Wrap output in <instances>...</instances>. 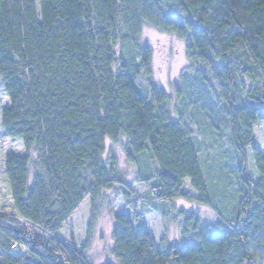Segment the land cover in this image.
<instances>
[{
    "label": "trees",
    "instance_id": "trees-1",
    "mask_svg": "<svg viewBox=\"0 0 264 264\" xmlns=\"http://www.w3.org/2000/svg\"><path fill=\"white\" fill-rule=\"evenodd\" d=\"M144 26L183 42L172 105ZM0 89V129L24 149L4 155L0 264H92L104 205L103 264H264V0H0ZM221 125L235 152L223 160L231 206L217 198L221 168L203 166ZM119 137L130 183L103 159ZM176 199L216 220L181 210L179 241H157L145 217L164 223Z\"/></svg>",
    "mask_w": 264,
    "mask_h": 264
},
{
    "label": "rangeland",
    "instance_id": "rangeland-1",
    "mask_svg": "<svg viewBox=\"0 0 264 264\" xmlns=\"http://www.w3.org/2000/svg\"><path fill=\"white\" fill-rule=\"evenodd\" d=\"M141 41L147 44L151 48V68L152 78L154 82L165 88L169 94H171V105L174 98L171 93L172 84L178 80L179 75L186 71L188 62L184 54L183 42L174 37L173 35L159 32L148 26H144L141 31ZM7 104V98L3 91L0 89V110ZM220 134L215 135L211 144L208 145V153L206 156L211 158L208 163H205L204 170L207 166L211 165V168L222 170V186L223 196L218 195L217 198L226 200L228 206L233 205L231 200V189L234 185V177L229 167L225 165L223 160L229 159L228 157L235 158V152L233 146L229 140L228 131L223 125L220 126ZM125 139L119 137L116 141L106 140L105 152L103 159L108 160L111 158L115 161L116 170L119 174H122L124 180L130 183L134 178L135 168L125 161L123 148L125 146ZM211 145V146H210ZM7 153L24 154V149L19 140H14L3 135L0 129V214L9 213L10 197L8 187L5 181V177L2 171L4 155ZM232 154V155H231ZM248 169H251V164L248 161ZM252 175V174H251ZM137 193H140L141 186L134 187ZM172 208V214L167 217L164 223H161V219L157 215H148L145 217V222L154 238L158 241L160 238L165 237V240L169 243L178 242L180 239V228L182 222V216L179 215L180 211L184 213L192 212L200 218L202 222H214L216 220V213L209 207L187 202L183 200H173L170 203ZM221 206L226 207L225 204ZM16 227L19 229H33V227L21 220L17 219ZM110 228L111 220L106 210V205L100 209L99 217L97 219L94 234L91 242V246L88 250V258L92 264H103L105 261H111L110 255ZM36 231V229H33Z\"/></svg>",
    "mask_w": 264,
    "mask_h": 264
}]
</instances>
